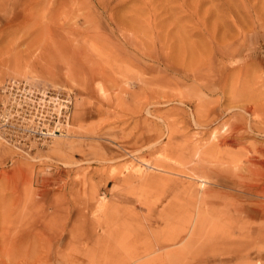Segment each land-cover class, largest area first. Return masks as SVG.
<instances>
[{
	"label": "rangeland",
	"instance_id": "374dc122",
	"mask_svg": "<svg viewBox=\"0 0 264 264\" xmlns=\"http://www.w3.org/2000/svg\"><path fill=\"white\" fill-rule=\"evenodd\" d=\"M262 189L264 0H0V264H264Z\"/></svg>",
	"mask_w": 264,
	"mask_h": 264
},
{
	"label": "built area",
	"instance_id": "2783aa9c",
	"mask_svg": "<svg viewBox=\"0 0 264 264\" xmlns=\"http://www.w3.org/2000/svg\"><path fill=\"white\" fill-rule=\"evenodd\" d=\"M5 92L11 97V104L8 108V114H4L3 116L4 126L9 127L14 125L10 119V116L13 115H17L22 120H26V118H35L39 123L38 125L43 126V123H41V118H45V113L42 112L40 107L42 106V103L37 104L38 106L34 105L36 102L34 100L35 90L31 88L29 84L13 80L6 85ZM39 101L46 102L44 99H40ZM70 103V99L57 103V106L60 107V115L64 121H68L70 119ZM32 119H27V121H31ZM56 130L58 132L60 131V128H57ZM19 131L22 135L19 137V140L16 139L14 142L22 143V140L28 141L31 139L42 140L52 135V133H49L48 131L45 132V130H42V132L37 131L34 129V126L28 123H25L22 127H20Z\"/></svg>",
	"mask_w": 264,
	"mask_h": 264
},
{
	"label": "crops",
	"instance_id": "0c3cea01",
	"mask_svg": "<svg viewBox=\"0 0 264 264\" xmlns=\"http://www.w3.org/2000/svg\"><path fill=\"white\" fill-rule=\"evenodd\" d=\"M52 180H53V178L44 177L43 175L37 177V183L41 182L44 185L47 184V185L51 186L49 181L51 182ZM120 185L121 184L116 182V181L113 183H110L107 186V193H105V196H109L110 198H113V197H116L117 195H119L121 193Z\"/></svg>",
	"mask_w": 264,
	"mask_h": 264
},
{
	"label": "bare ground",
	"instance_id": "6f19581e",
	"mask_svg": "<svg viewBox=\"0 0 264 264\" xmlns=\"http://www.w3.org/2000/svg\"><path fill=\"white\" fill-rule=\"evenodd\" d=\"M256 195H258V196L264 198V189H262V190H257V191H256ZM263 209H264V207H260V209H258V212H257V213H259L260 215H262V217L264 218V214H263V212H262ZM255 212H256V211H255Z\"/></svg>",
	"mask_w": 264,
	"mask_h": 264
}]
</instances>
